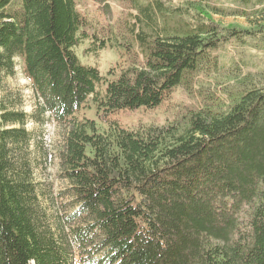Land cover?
Returning <instances> with one entry per match:
<instances>
[{"label": "trees", "instance_id": "obj_1", "mask_svg": "<svg viewBox=\"0 0 264 264\" xmlns=\"http://www.w3.org/2000/svg\"><path fill=\"white\" fill-rule=\"evenodd\" d=\"M136 9L120 44L129 65L106 79L74 52L109 40L75 0H0V79L20 63L35 101L26 114L0 100V264H71L65 224L82 264H264V76L243 84L226 112H195L183 129H124L109 119L158 107L214 65L221 44L249 32H224L203 14V25L169 33L158 26L166 23L159 2ZM90 97L105 132L78 116ZM46 118L62 130L59 168L73 207L54 231L29 156L41 139L26 128Z\"/></svg>", "mask_w": 264, "mask_h": 264}, {"label": "rangeland", "instance_id": "obj_2", "mask_svg": "<svg viewBox=\"0 0 264 264\" xmlns=\"http://www.w3.org/2000/svg\"><path fill=\"white\" fill-rule=\"evenodd\" d=\"M153 1L137 0V5L132 9L127 0H103L100 5L94 0H75L77 9L86 15L91 30L97 32L99 37H109L106 47L98 52L92 49L89 40L76 47L74 52L80 63L95 66L106 79L109 78L107 74L110 70L117 73L120 68L127 67L129 64L120 44L130 39L126 29L134 22L130 16L138 15V6L152 4ZM156 1L162 5L166 20L164 25L160 21L158 26H164L169 33L175 29L203 25L206 21L203 14H206L224 32L234 29L249 34H240L221 44L212 52L214 65L202 69L193 77L188 76L158 107L122 110L111 115L109 119L124 129L169 125L183 129L195 112H226L239 98L243 84L247 81L256 83L264 76V0ZM216 8L220 9L219 13L214 12ZM131 44L135 49L136 43L132 41ZM104 90L105 84H101L97 88L98 95L103 96ZM2 98H5L7 106H13L10 109L23 110L26 114L33 112L35 101L31 83L24 76L20 63L13 77L0 79V100ZM78 116L94 120L101 132L107 130V125L97 115V106L92 97ZM26 128L41 139L31 143L29 156L38 163L33 168V175L47 224L54 231L57 220L65 219L73 211L71 199L66 195L69 186L61 177L59 168L58 149L62 144V130L50 118H46L43 125L27 122ZM70 226L75 225L72 223ZM69 231L70 227L65 224L64 233L70 245L71 264H82V251Z\"/></svg>", "mask_w": 264, "mask_h": 264}]
</instances>
